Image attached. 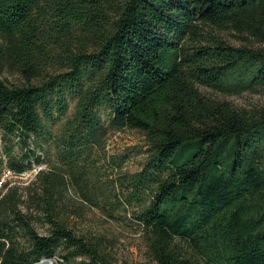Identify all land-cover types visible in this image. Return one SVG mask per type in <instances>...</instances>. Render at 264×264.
Masks as SVG:
<instances>
[{"label":"trees","instance_id":"obj_1","mask_svg":"<svg viewBox=\"0 0 264 264\" xmlns=\"http://www.w3.org/2000/svg\"><path fill=\"white\" fill-rule=\"evenodd\" d=\"M213 30L264 45V0H0V264H129L94 209L149 264H264V109L202 92L264 96V49Z\"/></svg>","mask_w":264,"mask_h":264},{"label":"rangeland","instance_id":"obj_2","mask_svg":"<svg viewBox=\"0 0 264 264\" xmlns=\"http://www.w3.org/2000/svg\"><path fill=\"white\" fill-rule=\"evenodd\" d=\"M212 34L220 37L223 41L233 47L264 49L263 44L254 41L252 38H243L233 31L213 30ZM6 78L10 82H17L18 79L17 76L11 72L6 74ZM202 92L206 95L214 97L215 99L231 103L236 110L257 112L264 109V96L261 94L244 93L240 96H225L206 89H202ZM1 144L0 136V145ZM146 149V138L142 133L138 131L125 130L113 132L109 135L105 151L111 156L127 155L129 160L123 165L122 172L134 173L138 170V164L142 161L144 156L143 153ZM44 168L45 167L34 169L33 171L25 173L21 176H10L8 180L10 181L11 186L24 188L35 179L37 172ZM93 212L94 218L103 223L105 230L112 237L116 238L114 253L120 263H150L145 238L142 235V232L137 229V226L133 221L123 223L117 221L105 222L98 209H94ZM52 264H57V260H52Z\"/></svg>","mask_w":264,"mask_h":264},{"label":"water","instance_id":"obj_3","mask_svg":"<svg viewBox=\"0 0 264 264\" xmlns=\"http://www.w3.org/2000/svg\"><path fill=\"white\" fill-rule=\"evenodd\" d=\"M52 263V260L44 259L40 264H50Z\"/></svg>","mask_w":264,"mask_h":264},{"label":"bare ground","instance_id":"obj_4","mask_svg":"<svg viewBox=\"0 0 264 264\" xmlns=\"http://www.w3.org/2000/svg\"><path fill=\"white\" fill-rule=\"evenodd\" d=\"M50 264H52V263H50Z\"/></svg>","mask_w":264,"mask_h":264}]
</instances>
